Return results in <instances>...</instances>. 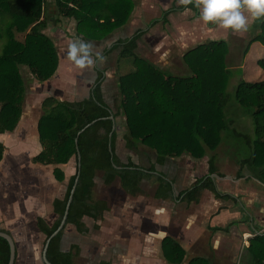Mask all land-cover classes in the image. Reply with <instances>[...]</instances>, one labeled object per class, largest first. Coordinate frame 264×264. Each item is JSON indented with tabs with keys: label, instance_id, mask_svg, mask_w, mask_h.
<instances>
[{
	"label": "trees",
	"instance_id": "16d2710c",
	"mask_svg": "<svg viewBox=\"0 0 264 264\" xmlns=\"http://www.w3.org/2000/svg\"><path fill=\"white\" fill-rule=\"evenodd\" d=\"M52 3L61 16L75 21L78 37L92 42H101L124 27L135 9L134 0H0V134L14 132L22 117L26 88L21 70H28L39 82H46L57 73L59 54L54 42L44 32L48 27L46 13ZM187 9L199 17V10L188 4L173 6L163 12L161 20L167 23L171 13ZM158 22L153 20L147 28ZM145 33L140 30L130 39L119 40L108 52L119 50L120 62L131 61L134 66L131 72L119 76L121 103L118 113L113 115L103 99L101 86L105 72L99 70L89 98L59 102L50 97L42 103L44 114L37 127L42 151L32 159V163L55 166L53 176L62 183L65 173L57 166L68 164L72 158L76 161V173L70 180L65 197L53 202L56 222L49 226L44 219H37L38 230L46 239L59 227L77 177L65 226L72 224L82 234L87 232L85 217L99 221L107 210L105 202L94 198L95 179L99 174L106 186L119 179L124 192L134 197L145 194L144 183L150 186L158 183L156 199H175L172 180L158 173L154 165L142 168L131 161H121L116 153L118 134L115 120L110 119L112 115L114 119L120 115L125 119L126 148L133 150L143 145L156 153L160 165L168 158L183 155L202 159L221 145L222 135L228 128L224 113L231 79L226 63L228 43L209 42L188 51L182 61L189 73L175 76L138 56L137 42ZM253 42L264 44V22L260 33L244 49L243 56ZM258 66L264 72V58L258 61ZM234 98L240 107L250 111L254 126V140L249 141L251 155L240 162L238 178L242 177L241 171L249 167L257 172V178L264 184V80L251 83L241 80ZM4 153L5 146L0 144V163ZM215 161L212 156L209 174L181 192L177 202L199 203L206 190L216 199H235L218 189L214 178L218 175ZM0 231L8 233L3 229ZM63 231L52 239L48 247L47 259L51 264L75 263L79 249L73 246L69 252L62 250ZM163 250L169 263H183L185 251L177 243L165 239ZM245 253L242 258L244 264H264V234L256 235ZM9 260V244L0 238V264H8ZM189 264L209 263L196 258Z\"/></svg>",
	"mask_w": 264,
	"mask_h": 264
},
{
	"label": "crops",
	"instance_id": "0c3cea01",
	"mask_svg": "<svg viewBox=\"0 0 264 264\" xmlns=\"http://www.w3.org/2000/svg\"><path fill=\"white\" fill-rule=\"evenodd\" d=\"M134 1L135 9L124 27L101 42L91 41L95 46L94 50L100 51L105 57L91 71L82 70L67 59V45L77 37L76 27V36L60 38L63 49H59L57 45V38L61 36H49L45 31L54 42L60 58L53 78L39 82L29 71L27 73L26 69L21 70L26 88L22 117L14 132L0 134V144L5 146L4 158L0 163V229L10 233L16 242V264H38L39 242L45 235L38 230L37 219L42 218L51 226V221L44 215L46 211H51L57 220L53 202L65 197L69 184L65 193L61 191L62 184L76 173V168L73 172L71 167L75 158L66 165L57 166L65 173L62 183L57 182L53 176L55 166L32 163V159L42 151L37 130L38 122L44 114L42 103L50 97L59 102H78L89 98L99 70L105 72V80L101 86L103 99L113 115L118 113L119 76L134 68L131 61L120 62L117 59L114 78L112 77L109 57L112 54L119 57L120 51L108 52L119 40L130 39L136 32L144 30L146 33L138 40L136 53L170 74L183 71L182 58L188 51L209 42L225 41L229 45L226 63L234 69L244 71L243 81L251 83L264 80V72L258 66V61L264 58V44L251 43L247 54L243 56L248 43L260 33L264 18L253 19L245 12L248 30L233 32L212 23L205 24L191 9H187L171 13L167 17V23H164L161 20L163 12L182 5L179 0ZM153 20L159 22L147 28ZM242 42L246 44L245 48L241 47ZM250 61L254 67L248 72ZM241 79L239 75V82ZM115 122L118 134L116 153L121 161H131L142 168L154 165L158 173H163L172 180L175 199H156L158 183L151 186L144 183L145 194L134 197L124 192L119 179L106 186L99 174L95 179L94 198L107 204L103 219L95 221L85 217L83 221L87 232L83 234L72 224L63 229L62 250L69 252L73 246L79 249L74 264H171L163 250L165 239L177 243L185 251L182 264H189L196 258L205 259L209 264H244L242 258L246 253L242 255L243 250L250 247V241L256 235L264 234V184L257 178V172L247 167L244 171L248 173L235 178V181L231 177L229 179V176L222 177L219 173L214 175L218 189L234 196V200L216 199L206 190L199 203L177 202L181 192L209 174V160L212 156L215 157L218 170L216 151L208 153L202 159H193L188 155L168 158L160 165L157 163L156 153L143 145L128 150L124 140L127 134L124 117L118 116ZM123 129V137L119 138V131ZM122 150L127 151L126 160L118 154ZM243 158L247 159L245 155ZM29 170L33 172L30 176ZM46 180L56 189L49 205H46L42 195ZM25 184L30 185V191L22 189ZM98 186L108 195L97 196ZM228 227V231H223ZM215 229L222 231L214 232Z\"/></svg>",
	"mask_w": 264,
	"mask_h": 264
},
{
	"label": "rangeland",
	"instance_id": "374dc122",
	"mask_svg": "<svg viewBox=\"0 0 264 264\" xmlns=\"http://www.w3.org/2000/svg\"><path fill=\"white\" fill-rule=\"evenodd\" d=\"M46 18L48 19V25L49 26L46 29L47 31L46 30L45 31L48 33L49 36H61V37L57 38V40H58L57 45H58L59 49L60 48L63 49L62 46L60 45V44H62V42H59V41H61L60 38H62V36H76L75 35V27H76L75 21L72 19H67V18H64L63 16H61V14L58 12V8L56 7L55 3H52L51 5H49L47 13H46ZM56 20H58L57 23L55 22ZM240 45L242 48H245V46H246V44L243 42L240 43ZM61 51L63 54L64 53L63 50H61ZM117 59H119L117 54H112L111 57H109V65H110V70H112L111 75L113 78H114L113 72H115V67H116L115 60H117ZM227 67L231 73V79H230L229 85L227 87L228 104H227L225 111H224L225 119H226V122L228 124V128L224 131V133L222 135L221 145L216 150V153H217L216 158H217L218 173L220 175H222V177H224V176L228 177L229 176L228 177L229 179L231 177V178H233L232 181H235V178H238V173L240 172V161L239 160L245 159V158H243V155H245L247 158H249L251 155L249 141L254 140V131H253L254 126H253V120H252V116H251L250 111H247L244 108L240 107V105L236 102V100L234 98L235 91L237 88L236 85H237V83H239V80H238L239 75L242 77L241 80H243L244 76H242V75L244 74V71L240 70V69H234V67L230 66L229 64H227ZM253 67H254V65H253L252 61H250L248 63V68H247L248 72H251ZM27 73H28V70H27ZM173 73L174 74H172V75H175V76H184V75L189 73V70H188L187 66L184 65L183 71H176ZM115 80H116V78H115ZM120 103H121V94H120ZM123 133H124V129L122 131H119V138L123 137ZM210 153H212V152H210ZM118 154H119V156L122 157L123 160H126L127 151L122 150L121 152L119 151ZM135 160L139 161V158L135 157ZM237 160H238V162H236ZM136 163H138V162H136ZM71 167L73 168V172H74V170L76 168L75 159L72 160ZM246 169H247V167L241 171L242 175L248 173V171H246V172L244 171ZM32 173H33L32 171H30V170L28 171L29 176ZM18 176L21 177V175H18ZM70 180L67 179V181H65L66 183L62 184L63 189L61 191H63V193H65L67 185L70 183ZM39 185H40L39 186V188H40L41 184H39ZM44 185H43V190H42L43 200H45L46 205H49L50 200L55 195L56 189L52 188V186L47 182V180L44 182ZM22 189L30 191L31 187H30V185L25 184L24 188H22ZM96 195L102 197V196H106L108 194H106L104 192V190H102V188L100 186H98ZM44 215L46 216V218L49 221H51L50 224L53 225L54 221L56 219L53 217V214H51V211H46ZM45 241H46L45 236L41 237V240L39 242V247H38V255H39L38 261H37L38 264H43L41 261V256H42V251L44 249ZM244 252L245 251L243 250L242 255L244 254Z\"/></svg>",
	"mask_w": 264,
	"mask_h": 264
},
{
	"label": "clouds",
	"instance_id": "9594fccd",
	"mask_svg": "<svg viewBox=\"0 0 264 264\" xmlns=\"http://www.w3.org/2000/svg\"><path fill=\"white\" fill-rule=\"evenodd\" d=\"M182 5L192 4L199 10V19L205 24L212 23L233 32L248 30L251 18H264V0H179ZM91 41L74 37L67 45V59L82 70L91 71L105 57Z\"/></svg>",
	"mask_w": 264,
	"mask_h": 264
},
{
	"label": "water",
	"instance_id": "95a60500",
	"mask_svg": "<svg viewBox=\"0 0 264 264\" xmlns=\"http://www.w3.org/2000/svg\"><path fill=\"white\" fill-rule=\"evenodd\" d=\"M110 119L112 120H115L114 119V116L112 115L110 117ZM96 123L95 122H92L91 124H89L84 130H82L78 135L82 134L86 129H88L89 127H91L92 125H94ZM80 160H81V157H80V154L78 156V161H79V164H78V170H80ZM78 179L79 177H77L76 179V182H75V185L73 186L72 190H71V193H70V196L68 198V202H67V206H66V210H65V214L60 222V225L59 227L57 228V230L49 237L46 239L45 241V245H44V249L42 251V263L43 264H51L48 259H47V251H48V247L50 245V242L52 241V239H54L57 235L60 234V232L64 229L65 225H66V221H67V218H68V214H69V209H70V206H71V203L73 201V196H74V193H75V190H76V186H77V183H78ZM0 238H3L5 239L8 244H9V247H10V260H9V263L8 264H16V259H17V246H16V242L14 240V238L6 233V232H2L0 231Z\"/></svg>",
	"mask_w": 264,
	"mask_h": 264
}]
</instances>
